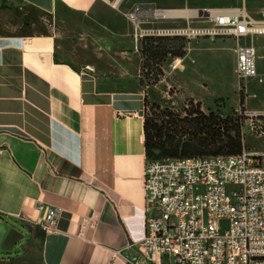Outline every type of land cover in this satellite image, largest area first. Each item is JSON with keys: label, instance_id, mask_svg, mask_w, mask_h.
<instances>
[{"label": "crops", "instance_id": "0c3cea01", "mask_svg": "<svg viewBox=\"0 0 264 264\" xmlns=\"http://www.w3.org/2000/svg\"><path fill=\"white\" fill-rule=\"evenodd\" d=\"M15 1L50 16L52 30L0 35V222L9 217L26 227L39 226L45 208L57 207V228L45 232L42 242L28 228L24 254L39 243L41 264H128L125 255L136 253L130 245L142 237L144 217L152 213L146 210L144 190L141 58L133 66L131 55L139 52L136 33L158 34L161 27L149 25L153 18L137 26L130 19L135 8L120 11L105 0ZM226 7L250 15L244 4L164 7L171 14L161 20L212 23L204 9ZM182 9L191 13H177ZM178 28L185 27L161 29ZM205 38L233 42L235 71L231 37L190 39L187 52L194 40ZM261 40L264 36L253 38L259 75ZM186 70V55L164 67L169 85L168 78L177 76L176 96L183 95ZM185 97L203 108L214 103ZM11 234L25 236L14 228Z\"/></svg>", "mask_w": 264, "mask_h": 264}, {"label": "built area", "instance_id": "2783aa9c", "mask_svg": "<svg viewBox=\"0 0 264 264\" xmlns=\"http://www.w3.org/2000/svg\"><path fill=\"white\" fill-rule=\"evenodd\" d=\"M165 9L137 6L130 19H165ZM160 12V13H159ZM168 12V11H167ZM213 27L157 28L158 34L203 35L235 40L239 92L258 78L255 36H264V20L239 9H204ZM142 36L135 34L136 41ZM139 38V39H138ZM253 133L264 135V112L252 111ZM245 141V138H244ZM246 142V141H245ZM264 158V153L262 154ZM244 147L236 155L166 157L146 161L144 233L125 255L128 264H264V160ZM43 210L44 206L39 205ZM61 209L45 208L38 223L45 231L57 228ZM83 223L87 218H83Z\"/></svg>", "mask_w": 264, "mask_h": 264}, {"label": "rangeland", "instance_id": "374dc122", "mask_svg": "<svg viewBox=\"0 0 264 264\" xmlns=\"http://www.w3.org/2000/svg\"><path fill=\"white\" fill-rule=\"evenodd\" d=\"M105 3L111 5L116 3L117 10H130L137 6L145 9L160 8H198L207 6H230L245 5L250 16L256 18H264V0H105ZM255 19V18H254ZM153 23V22H152ZM52 19L47 14L23 3L15 0H0V35H22L32 36L49 34L52 30ZM154 27H213V23L205 21H194L190 24L187 21H179L175 24L170 21L155 20ZM192 37L197 39L204 37ZM127 45L130 47V39H126ZM233 42L229 38L218 39L214 42L211 39L194 40L190 44V48L186 54L187 70L185 73V83L182 88V94L176 96L177 76L172 75L168 78L171 85L163 79L156 85H149L144 79L141 87L147 93L149 101V111L151 112L152 103H158L161 107L167 105L176 111L184 113V109L195 104L194 98L185 97L186 94L197 96L209 105L214 101L213 106L204 107L206 111L209 108L223 112L224 115L231 114L234 111L242 114L244 119L243 132L245 133V141L247 149L253 151L260 162H263L264 153V135H258L251 131L249 125V116L247 114L251 110L264 111V80L259 82L258 79L249 80L247 87L242 91L244 104L239 102V81L234 71V55L232 51ZM139 51V50H138ZM259 77L264 79L262 74L264 63V40L259 43ZM132 56L133 66L140 59V53L136 52ZM173 59H169L165 64V68H169V63ZM134 61V62H133ZM173 83V85H172ZM205 84L207 86H205ZM172 90V93L169 91ZM174 97V98H172ZM219 97H224L216 99ZM215 99V100H214ZM191 100L193 102H191ZM174 102V103H173ZM22 232L24 237H18L14 234L10 235L11 229ZM29 229L16 220L4 217L0 222V264H41L40 260V244L36 243L32 250H27V254L23 253V245L26 237H29ZM10 257L12 259H10Z\"/></svg>", "mask_w": 264, "mask_h": 264}, {"label": "trees", "instance_id": "16d2710c", "mask_svg": "<svg viewBox=\"0 0 264 264\" xmlns=\"http://www.w3.org/2000/svg\"><path fill=\"white\" fill-rule=\"evenodd\" d=\"M189 41L190 38L180 34L142 36L139 41L140 84L143 85L144 79L149 85L159 83L165 76L164 64L169 59L184 57ZM239 102L244 104L242 90ZM151 110L145 93L144 145L147 161L166 157L236 155L247 147L243 133L245 117L237 111L226 115L211 108L206 111L200 101L191 103L184 113L169 105L161 107L155 102ZM28 228L33 231L35 239L43 241L45 231L40 226Z\"/></svg>", "mask_w": 264, "mask_h": 264}, {"label": "bare ground", "instance_id": "6f19581e", "mask_svg": "<svg viewBox=\"0 0 264 264\" xmlns=\"http://www.w3.org/2000/svg\"><path fill=\"white\" fill-rule=\"evenodd\" d=\"M160 13V12H159ZM164 13H169V11H165ZM177 13H180V14H188V13H191V10L190 9H182V10H178Z\"/></svg>", "mask_w": 264, "mask_h": 264}]
</instances>
